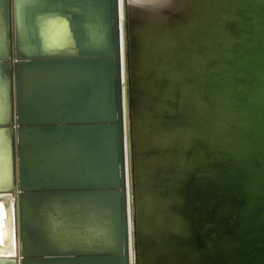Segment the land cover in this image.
Listing matches in <instances>:
<instances>
[{
    "label": "bare ground",
    "instance_id": "1",
    "mask_svg": "<svg viewBox=\"0 0 264 264\" xmlns=\"http://www.w3.org/2000/svg\"><path fill=\"white\" fill-rule=\"evenodd\" d=\"M253 1L258 5L264 3V0H124L126 59L124 63L121 46L118 65L125 119L129 264H140L136 222L140 237L144 228L155 223L154 219L145 222L141 209V190L146 174L140 170L139 154L145 143L138 137L137 123L141 115L137 110L139 94L134 77L133 88L129 85V51L132 54L134 37L131 31L137 21L132 12L138 7L145 15L150 108L159 109L164 118L158 126L148 130L146 143L150 144V162L159 168L164 164L174 166L181 173L180 177H170L171 181L161 180V196L164 199L166 196L170 205L162 209L158 215L160 221L153 224L162 231L172 228V232L179 235L177 245L161 239L158 233L149 237V246L139 240L144 248L149 247L156 254L153 260L156 264H264V225L254 223L256 215L264 220L261 211L264 206V18L257 14L244 15ZM42 5H45L43 0H16L17 24L14 28L26 29L27 10ZM119 14L122 19L121 6ZM243 16L249 19L251 31L244 24ZM2 19L7 24L8 10H4ZM31 20L34 42L20 48L23 57L91 53L88 22L83 17L35 9ZM13 32V28L9 32L7 27V36L3 33L5 58L13 69L9 79L12 125L10 131L0 129V189L13 188V194L0 196V255L14 252L12 202L19 194L23 214L33 217L32 223L39 231L36 233L32 229L30 235L24 230L23 254L18 239L15 244L18 256L0 264H14V260L15 264L19 261L21 264H53L28 258H43L49 251L60 253L69 248H76L77 253L120 252L119 166L117 153H113L116 134L112 136L104 130L77 132L66 129L36 130L38 132L32 137L24 134L30 125L74 124L73 116L79 121L109 123L114 131L117 110L113 67L104 66L100 70L88 64L36 63L14 71L15 65L25 59L14 58ZM91 33L94 39L95 35ZM181 45L187 46V52L193 56L189 60L190 71L198 74L196 79L209 74V80H205L209 86L207 91L186 83L185 75L180 72L184 61L179 54ZM131 68L134 75L133 54ZM241 69L252 74L246 75L240 72ZM241 76H245L242 86L239 85ZM162 77H166L164 85L158 82ZM6 83L5 71L0 69V123L8 116ZM130 89L134 104V159ZM166 95L169 97L165 98ZM242 97L245 102L239 100ZM23 105L32 120L16 118L23 111ZM166 112L170 114L169 118H165ZM181 116H187L190 122L196 119L193 129L180 126ZM101 120L106 122H99ZM23 143L26 146L21 154ZM172 149L180 151L172 154ZM22 156L24 173L35 185L53 184L69 187L56 190L81 191L36 197L30 192L52 189L17 188L22 175ZM221 161L225 167L212 166ZM79 182H115V186L106 187L107 191L83 193L85 189L98 188L75 186ZM151 183L156 186L157 178ZM172 201L177 205L173 206ZM149 205H154L151 194ZM166 219L171 222L167 223ZM207 227L211 229V238H204Z\"/></svg>",
    "mask_w": 264,
    "mask_h": 264
},
{
    "label": "water",
    "instance_id": "2",
    "mask_svg": "<svg viewBox=\"0 0 264 264\" xmlns=\"http://www.w3.org/2000/svg\"><path fill=\"white\" fill-rule=\"evenodd\" d=\"M115 2V3H114ZM43 3L45 5L39 6L33 9L27 10L26 17V23L24 30H17V27L14 28V24H17L15 21V12H16V0H0V69H3L6 74V97L8 101V116L6 120L3 123H0V129L10 131V127L12 125V114H11V95H10V70L12 69L10 65L8 64L7 59L5 58V49L3 46V33L5 34V37L7 36V27L13 31V39H11V42L14 44L13 49V55L14 58L18 59H25L17 64L14 67V71H17V68L22 67L26 64H36V63H61V64H88L89 66H94L92 68L102 69L104 66H111L113 67V73H114V96H115V107L117 110V117L115 119L116 127L113 131L112 126L109 123H96L98 120H90V121H79L75 119V116H73V122L74 124H66V125H30L28 130L24 132L27 137H32L34 132H38L36 130H62L66 129L67 131H77L80 130H104L108 132L110 135L116 134V149L114 146V155L117 153V162L119 166V196L117 197L118 200V213L120 214L121 219V228H120V235H121V251L120 252H113L106 251L104 254L99 252H90V253H77L78 251L75 250L76 248H69L64 250L60 253L55 252H48L46 257L38 258V257H29L28 259H36V260H47L53 264H58L60 261L65 262V264H129V230H128V213H127V190H126V167H125V119H124V113H123V103L121 102L122 97V84L119 83V78L121 79V75L119 77V58L121 55V46H123V55H124V63H125V50H126V25H125V14H124V0H43ZM126 4V2H125ZM120 6L122 9V19L120 17ZM42 9L47 10L48 12H57L61 14H72L76 17H83L88 22V34H89V45H90V51L89 54H79L78 56H49V57H23L20 53V48H24L29 46V44H32L34 42V35L31 32L32 27V20L31 16L33 14V10ZM4 10H8V22L6 24L3 23V12ZM143 9L141 7H138L134 12H132L134 15H136L137 21L134 22L133 30L131 31L134 34L133 37V49L132 54L134 55V65L135 68L133 69L135 71V74H132V68H131V51H129V57H130V88H133V77L136 80V87L138 88V99H137V110L138 113L141 115L140 119H138L137 126L139 127V139H141L145 144L141 147V151L139 154V157L141 158V166L140 170H144L146 174V179L144 182V185L141 190V200H142V211L144 210V220L148 223L151 222L150 220L154 219L155 223H152L150 226H147L143 229V235L138 236V225L136 222V246H137V258L140 264H150L151 261L156 259V254L154 252H151L149 247L144 248L142 243L139 239L143 240L148 243L149 246V237L152 234H159L161 239H166L171 243L172 245H177V240L179 239V235L172 232V228H168L166 230L163 229V231L153 224H156V221L158 220V215L162 212V209H166L170 203L167 201V198L165 196V199L161 196V180H164L166 182L171 181L170 177L175 176V178L178 176H181L180 171L176 167H170L167 164H164L161 168L158 166L152 164L150 162L149 158V150H150V144L146 143L148 140V130L149 128H152L151 122L157 118H162L161 112L159 109L152 110L150 107L151 104V85L149 84L150 80V70L147 62V50L145 45V35H144V19L145 15L142 12ZM114 12L116 13L114 16ZM30 13V14H29ZM251 14H257V15H263L262 18H264V3L258 5L257 2L253 1L250 5L247 6L246 11L244 12V15H247L250 17ZM246 17V16H245ZM245 20V25L248 28V30H252V25L249 22V19L242 17ZM116 21V22H115ZM264 29V23L262 24ZM16 29V30H15ZM29 30V34L25 33V31ZM94 33L95 37L93 39L92 33ZM130 32V34H131ZM253 34V32H251ZM129 35V32H128ZM262 35H264V31L262 32ZM98 37V38H97ZM12 38V35H11ZM11 43V44H12ZM188 47L181 45L179 48V54L181 58L184 59L182 62L180 72L185 75V81L186 83L192 85L193 87H196L198 90H204L207 91L209 86L205 82V80H209V74L206 75L203 79H196L198 77V74L196 72H192L191 70V63L189 62L190 59L193 58V56L188 53ZM248 49H243L244 52H248ZM227 51V50H225ZM235 53V52H234ZM240 55H242L240 53ZM240 57V56H239ZM113 58V59H112ZM117 61V65H116ZM121 70V68H120ZM124 70L125 64H124ZM124 71V72H125ZM13 72V69H12ZM242 73L246 75H251V72H246L244 69H241ZM213 73H211L210 76H212ZM12 76V74H11ZM166 77H162L158 79V82L161 83V85H164L163 82L165 81ZM239 85L242 86L241 81L245 80V76L239 77ZM204 82V83H203ZM121 84V86H120ZM160 85V86H161ZM245 85V84H244ZM245 87V86H244ZM121 91V95H120ZM133 90L130 89V107H131V117H132V144H133V159L135 158V151H134V133H133V110H134V104L132 102L133 97ZM240 92V91H238ZM125 94H126V79H125ZM166 94V93H165ZM245 93H243V97ZM13 96V95H12ZM169 97V96H165ZM239 98L240 101L245 102L244 98ZM164 98V99H165ZM14 98L12 97V101ZM113 101L112 98V92H111V102ZM171 101V100H168ZM16 116V118L21 119L23 121L25 120H32V118L29 115V110L23 105V111L19 112ZM165 118H169L170 114L166 112ZM14 117V115H13ZM14 120V119H13ZM111 120V119H109ZM113 121V119L111 120ZM84 122V123H83ZM99 122H106V120H101ZM196 124V119L194 122H190L187 116H181L180 126L193 129V126ZM33 130V131H32ZM32 132V133H31ZM198 133H201L199 131ZM108 135V134H107ZM12 140L10 139L9 146L10 151H12ZM26 144L23 143L21 147V154H23L22 149L25 148ZM172 154H178L180 150L172 149ZM216 150H213V153H215ZM134 161V160H133ZM217 166L220 168L225 167L224 162H214L212 163V166ZM154 166V167H153ZM25 165H24V158L22 156L21 159V172L22 175L19 179V186H23L25 188H44V189H52L49 191H34L30 192L31 195L40 197L43 195H49L50 193H63L66 191H81V190H65V189H58V187L54 186L53 184L50 185H42L37 186L33 182L30 181V178L26 173ZM164 173V175H162ZM148 176V178H147ZM162 176V177H161ZM161 177V178H160ZM157 178L158 183L156 186L151 185L152 180H155ZM184 181V180H183ZM115 182L111 183H95V182H79L78 185L75 186H82V188H98V189H85L83 190V193H97L96 191H107L105 188L110 187L112 188ZM136 185V184H135ZM16 186V181H15ZM60 188H69L68 186L60 187ZM55 189V190H54ZM153 190V191H152ZM93 191V192H90ZM152 192V193H150ZM79 193V192H77ZM104 193V192H103ZM115 194L116 192H111ZM137 190L135 187V205H136V212L139 209L137 207ZM13 194V188L12 189H0V196L1 195H12ZM151 194V198H153L154 205H149V195ZM168 197V196H167ZM166 200V201H165ZM13 213H12V225H13V231H12V238H13V253L11 255H0V263L3 262H10L11 259H15V256H18V250L16 252V243L20 244V251L23 254V244H24V230L32 234L33 231L37 233V227H34V224L32 223L33 217H30L26 213L23 214V201L22 197L19 194V197L17 196L13 198ZM173 206L177 205V202L172 201ZM117 205V204H116ZM261 211L264 214V206L262 207ZM254 223H261L264 225V220L261 221L258 215L254 217ZM137 220V216H136ZM160 221V220H158ZM167 223H170L168 219L165 220ZM163 222V221H162ZM158 223V222H157ZM38 226V224H37ZM39 227V226H38ZM35 229V230H34ZM39 229V228H38ZM255 230V228H254ZM252 230V231H254ZM209 232H211V229L209 227L205 228L204 230V238L209 237ZM37 235V234H36ZM252 235V233L250 234ZM168 238V239H167ZM38 239V236H37ZM257 242H260L258 240ZM253 245V244H250ZM39 249V247H36ZM18 249V248H17ZM146 249V250H145ZM80 251V250H79ZM59 254V255H58ZM248 254V253H246ZM60 260V261H59ZM21 264L19 261L18 264ZM199 263V261H198ZM15 264V260H14ZM152 264H156L153 263Z\"/></svg>",
    "mask_w": 264,
    "mask_h": 264
},
{
    "label": "rangeland",
    "instance_id": "3",
    "mask_svg": "<svg viewBox=\"0 0 264 264\" xmlns=\"http://www.w3.org/2000/svg\"><path fill=\"white\" fill-rule=\"evenodd\" d=\"M157 1H159V0H157ZM222 80V79H221ZM213 85V84H212ZM163 117V116H162ZM165 117V116H164ZM156 120V121H155ZM161 118H159V120L157 119V118H155L153 121H152V128H154V126L156 125V126H158V124H160L161 123ZM158 122V123H157Z\"/></svg>",
    "mask_w": 264,
    "mask_h": 264
}]
</instances>
